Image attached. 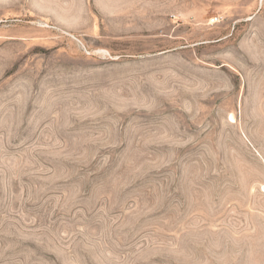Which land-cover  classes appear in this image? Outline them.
Returning a JSON list of instances; mask_svg holds the SVG:
<instances>
[{
    "label": "rangeland",
    "instance_id": "rangeland-1",
    "mask_svg": "<svg viewBox=\"0 0 264 264\" xmlns=\"http://www.w3.org/2000/svg\"><path fill=\"white\" fill-rule=\"evenodd\" d=\"M0 264H264V0H0Z\"/></svg>",
    "mask_w": 264,
    "mask_h": 264
}]
</instances>
